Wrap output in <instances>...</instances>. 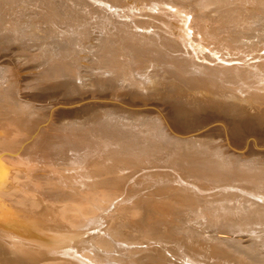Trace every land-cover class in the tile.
<instances>
[{"label":"bare ground","instance_id":"bare-ground-1","mask_svg":"<svg viewBox=\"0 0 264 264\" xmlns=\"http://www.w3.org/2000/svg\"><path fill=\"white\" fill-rule=\"evenodd\" d=\"M55 2H69L70 10L79 9L91 18L99 17L97 27L104 41L102 44L95 38L99 42L92 44L109 50H114L124 38L111 35L107 30L109 24L125 28L121 33L125 38L137 28L156 26L153 21L124 22L112 13L123 17V10L152 9L159 13L155 20L173 33L177 30L184 36L193 29L197 34L201 27L210 29L192 44L211 49L212 45L202 39L213 36L217 38L213 44L217 48L211 50L219 52L220 58L228 56L220 44L224 39H219L218 31L212 27L221 13H207L230 5L229 0H47L44 5L39 2V7L46 5L43 9L48 10L43 21L55 18L64 36L53 37L49 43L84 52L89 46L85 44L88 35L77 34L84 30L81 25L87 27L85 31L97 34L89 29L93 23H68L74 13L65 16ZM16 3L19 1L9 2L4 12L7 17H1L2 6L7 2L0 0V27L9 30L0 34V58H4L0 61V264H264V219H260L264 218V205L239 193L209 192L225 185L260 189L245 184L252 181L249 174H234L233 168L218 169L215 163L210 165L197 157L191 150L197 137L173 136L181 126H174L167 137L109 136L99 141L73 135L69 128L74 126L64 121L68 114L59 112L47 121V104L51 100L46 99L81 94L75 89L66 93L55 87L38 88L34 82L37 77L24 73L39 67L42 60L28 57L41 52L37 50L38 42L30 40L27 29L16 28L20 17L31 14L19 11L17 16L13 15L11 9ZM30 4L38 7L37 3ZM250 4L254 5L252 8H261L264 0H252ZM237 11L224 9L221 15ZM261 12L264 16V8ZM236 17L238 14L232 19ZM248 19L243 28L238 21L228 20L230 37L225 41L232 52L239 44L264 48V44L258 45L264 40L263 17L254 15ZM64 31H69L70 36H65ZM22 59L25 61L19 63ZM260 75L264 80V71ZM26 142L30 143L28 147ZM41 142L47 146H40ZM114 174L119 178L105 181ZM186 218H194L195 224L189 225ZM193 226L202 230L195 232ZM241 230L248 239L240 243L238 238L244 237L240 236ZM257 233H262L260 246L256 244Z\"/></svg>","mask_w":264,"mask_h":264},{"label":"water","instance_id":"water-1","mask_svg":"<svg viewBox=\"0 0 264 264\" xmlns=\"http://www.w3.org/2000/svg\"><path fill=\"white\" fill-rule=\"evenodd\" d=\"M124 11L123 17L114 13L112 16L124 22L153 21L156 26L137 28L126 38L123 34L114 50L100 47L98 40L89 42L82 52L90 57L86 62L85 55L74 56L70 46L54 47L49 43L53 37L64 36L55 18L43 21L47 9L31 5L26 12L31 14L17 20L16 28L27 29L41 52L31 55L42 60L40 66L24 72L37 77L36 87H55L66 93L77 89L86 94L74 100L60 96L62 101L49 102L47 121L59 112L68 114L64 121L74 126L69 128L73 135L99 141L109 136L167 137L174 126H181L177 129L184 132L173 136L197 137L191 148L197 157L210 165L215 163L218 169L233 168L234 174H249L252 181L245 184L260 189L225 185L210 193H239L264 205V80L260 75L264 71V48L232 52L224 40L220 44L228 56L220 58L219 52L211 50L217 48L213 45L217 38L202 39L212 45L211 49L192 44L210 29L201 27L197 34L192 28L190 35L183 36L155 20L158 11ZM8 31L0 27V34ZM189 112L204 116V121L184 122L181 117ZM36 241L42 244L40 239Z\"/></svg>","mask_w":264,"mask_h":264},{"label":"rangeland","instance_id":"rangeland-1","mask_svg":"<svg viewBox=\"0 0 264 264\" xmlns=\"http://www.w3.org/2000/svg\"><path fill=\"white\" fill-rule=\"evenodd\" d=\"M13 1H17V0H13ZM19 1V3H16V6L13 8V9H11L12 11V13H14L13 15H15V13L16 12H18L19 13V11L21 12L22 11V13H24L23 11H25V12H27V10H28V7L29 6H31V4L30 3H37L36 4V6L38 5V8H40L39 7V5H40V3L41 4H43L44 5V3H46V1L47 0H31V1H29V0H25V2H24V0H18ZM23 1V2H22ZM28 1H29V3H28ZM252 0H229V2H231V4L230 5H228V6H225V7H223V9H219V10H215V9H212V10H210L207 14H210V15H215V14H222V12L224 11V9L225 10H227V9H229V10H239V11H237V12H235V13H230V14H225V13H223V15H219L218 17H216L214 20H213V23H212V27L214 28V31L215 32H217L218 31V33H217V36H218V38L219 39H224V40H226V37L229 39V37H230V35H229V28H228V26L230 25V24H228V23H230L231 21L233 22V23H238L237 25L239 26V27H241V28H243V27H245L246 25H247V23H245L246 22V20L248 19V18H250L251 16H254L255 15V17H260V19H262V17H263V19H264V16H262L261 15V9L262 8H264V7H261V8H257L256 7V9L255 8H252L253 6L251 5V4H253V3H251L250 4V2H251ZM4 2H7V5H5V4H3V8L4 9H2L1 11H3V14H1V17H4V15H5V13L4 12H7L6 10H7V8L9 7V5H8V3L9 2H12V0H4ZM20 2H22V3H20ZM27 2V3H26ZM40 2V3H39ZM44 2V3H43ZM235 2V3H234ZM246 2V3H245ZM39 3V4H38ZM55 3H57V2H55ZM248 3V4H247ZM19 4H21V5H19ZM61 4H63V3H61ZM61 4L60 3H57L56 5H58L57 7L61 10L60 12L62 13V14H64L65 16H69V14L70 13H74V14H71L73 17H72V19H70V20H67L68 21V23H70L71 21H79V22H84L85 24H86V22L88 23V22H92L91 24H92V27H89V29L91 30V31H93L94 32V30H96L97 31V34L99 33L100 34V30L98 29V27H97V22L99 21V17H97V16H93L92 18H91V16H88V15H85L84 14V12L82 11V10H76V11H73V10H70V5H71V3H69V2H65L62 6H61ZM19 5V6H18ZM55 5V4H54ZM56 5H55V7H56ZM23 6V7H22ZM26 6V7H25ZM32 6H34V5H32ZM65 6V7H64ZM18 8H21V10H16V11H14V9H18ZM42 8H47L46 7V5H45V7H42ZM1 9V8H0ZM258 10V11H257ZM81 11V12H80ZM83 12V13H82ZM240 12V13H239ZM255 12V13H254ZM261 12V13H260ZM2 13V12H1ZM66 13V14H65ZM237 14H238V16L239 17H236L235 19H232V17L233 16H237ZM241 14V15H240ZM7 15V14H6ZM5 15V17H7ZM11 15V14H10ZM78 15V16H77ZM15 16H17V13H16V15ZM25 16H26V14L24 15V16H22V17H20V20H24V18H25ZM74 16H75V18H74ZM262 16V17H261ZM84 17V18H83ZM85 17H86V19H85ZM83 18V19H82ZM96 18V19H95ZM228 18V19H227ZM230 18V19H229ZM85 19V20H84ZM88 19H90V20H88ZM232 19V20H231ZM253 19H254V17H253ZM2 20H4V19H2ZM228 20H231V21H228ZM249 20H251V19H248L247 21H249ZM76 21V22H77ZM238 21V22H237ZM107 22H109L108 20H106V22H105V25L107 26L108 25V23ZM95 24V25H94ZM100 23L98 22V25H99ZM240 24H242V26L240 25ZM85 25H81V28H83L84 30H81L80 32L81 33H79L78 32V34L77 35H83L84 34V36H87L88 35V39L86 38V40H84V42H85V44H89V42H93L94 41V39L96 38V39H98L101 43L104 41V38L102 37V35L100 34L99 36L100 37H98V35L96 34V32L94 33V34H96L95 36H91V35H94L93 33H90L89 31H85V29H87V27H84ZM112 28H111V27ZM215 26V27H214ZM95 27V28H94ZM108 27V31H109V33H111V35L113 34V36H115L116 34V38H120L123 34H121L123 31H124V29L125 28H120V27H114L113 25H110L109 24V26H107ZM227 27V28H226ZM110 28H111V30H110ZM113 29H116L117 31L115 32V31H113ZM121 29V30H120ZM113 31V32H112ZM64 34H65V36H67V37H69L70 35V33H69V31H64ZM229 35V36H228ZM90 36V37H89ZM77 37H79V36H77ZM90 38H92V39H90ZM76 40V39H75ZM81 41V40H80ZM239 41H241V40H239ZM234 42V41H233ZM75 43V42H74ZM237 43H240V42H237ZM103 44V43H102ZM101 44V45H102ZM264 44V40L263 41H261V42H259L258 43V45H263ZM238 45V44H237ZM248 45V44H247ZM240 46V47H239ZM239 46H236V47H234V51L235 50H239V48H240V50H242L241 48L243 47V50L246 52V53H249V52H251V51H253V50H256L255 48H257V47H249V45L248 46H245V45H240L239 44ZM101 47H104L103 45L101 46ZM106 47V46H105ZM104 47V48H105ZM247 47H248V49H247ZM245 48H246V50H245ZM254 48V49H253ZM252 49V50H251ZM251 50V51H250ZM74 52V51H73ZM100 52V50L98 51V53ZM76 53V55L77 56H83V55H85V62L86 61H89V59H90V57H88L89 55H87L86 56V54L85 53H82V52H75ZM74 53V54H75ZM28 57H31V56H28ZM2 58V57H1ZM26 59V58H25ZM25 59H22V60H20V61H18L19 63H22V62H24L25 61ZM27 70H29V71H31L32 69H27ZM23 72V71H22ZM21 72V73H22ZM25 72V71H24ZM59 89V88H58ZM58 89H56V90H58ZM60 90V89H59ZM76 91H77V89H75ZM72 92H74V90H72ZM72 92H69V93H72ZM78 92H80L79 90H78ZM80 94L81 95H83V93H81L80 92ZM80 95V96H81ZM84 95H86V94H84ZM69 97V96H68ZM76 99H77V97H79V96H74ZM74 97H71L70 99H68V100H74L75 98ZM51 99H46V100H51V101H54V99H55V101H62V99L61 98H57L56 99V97H50ZM73 98V99H72ZM53 99V100H52ZM51 101H49V102H51ZM54 101V102H55ZM41 116V115H40ZM187 116V117H186ZM198 116V117H197ZM200 115H195V114H192L191 112L188 114H184L181 118H183V120H184V118H188V119H196V118H200L201 120H204V116H200ZM200 119H197V120H200ZM44 143V142H43ZM30 145V143H28V142H26V144H25V147H28ZM43 145H46V144H42V142H41V144H40V146H43ZM47 146V145H46ZM81 155H84V154H81ZM81 155H79V156H81ZM40 174V173H39ZM42 174V173H41ZM100 174V173H99ZM118 175V174H117ZM114 178H119V176H116V174H114V175H111V176H109V177H107V179L105 180V181H114ZM19 181H22L23 182V180L21 179H19ZM25 181H27V180H25ZM139 181V180H138ZM140 181H142V180H140ZM18 182V181H17ZM143 192V191H142ZM212 198H214V197H212ZM245 213V212H244ZM240 214V213H239ZM241 215H243L242 213H241ZM185 216H186V214H185ZM187 220H188V222L190 221V223H189V225H194L195 223L193 222L194 220V218H186ZM261 220H263L264 218H260ZM186 220V221H187ZM231 220H229L228 221V223L229 224H231ZM234 226H235V224H234ZM193 228L195 229V226H193ZM198 229H200V230H202L201 228H196L195 229V232H198ZM242 231V230H241ZM245 235V232L244 231H242L241 232V234H240V236H244ZM219 237H224L223 235H218ZM256 237V241L258 242V243H256L257 244V246H260V242H261V239H262V233H257V235L255 236ZM248 238L246 237V236H244V237H242V238H238V241L241 243V242H243L244 240H247ZM145 253H148L149 251H144ZM150 253H148V255H149ZM140 264V263H139ZM141 264H144V262L143 263H141Z\"/></svg>","mask_w":264,"mask_h":264}]
</instances>
